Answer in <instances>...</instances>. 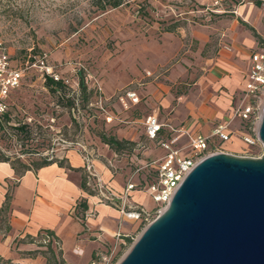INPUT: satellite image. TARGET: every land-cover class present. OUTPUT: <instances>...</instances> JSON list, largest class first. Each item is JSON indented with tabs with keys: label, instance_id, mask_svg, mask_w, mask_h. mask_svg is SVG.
I'll list each match as a JSON object with an SVG mask.
<instances>
[{
	"label": "rangeland",
	"instance_id": "rangeland-1",
	"mask_svg": "<svg viewBox=\"0 0 264 264\" xmlns=\"http://www.w3.org/2000/svg\"><path fill=\"white\" fill-rule=\"evenodd\" d=\"M103 2L0 0V42L10 66L22 71L19 87L7 100L8 121L0 116V152L11 161L32 167L42 158H66L68 151L81 155L77 144L99 158L115 151L101 137H115L126 144L112 165L131 176L136 165L143 167L164 153L144 132V116L151 110L145 96L149 88L174 96L168 110L160 112L162 123L172 125L177 109L186 113L192 103L208 106L215 97H226L213 62L221 51L230 52L240 30L251 33L253 28L260 37L251 33L256 46L264 45V0H122L117 8H102ZM170 27L171 32L165 31ZM205 35L209 41L204 44ZM41 61L64 88L51 91L39 69ZM124 90H135L139 103L124 107L116 98ZM240 96L239 90L230 95L222 123L239 140L232 110ZM105 98L112 99L101 109L97 102ZM19 126H26L28 134L18 131ZM231 141L221 150L241 157L262 155V148L250 150L241 143L236 149ZM182 143L184 138L180 147ZM153 169H141V184ZM142 203L147 210L154 205L146 195ZM140 228L130 237H139ZM132 244L130 238L107 243L106 249L115 252L112 264Z\"/></svg>",
	"mask_w": 264,
	"mask_h": 264
},
{
	"label": "crops",
	"instance_id": "crops-1",
	"mask_svg": "<svg viewBox=\"0 0 264 264\" xmlns=\"http://www.w3.org/2000/svg\"><path fill=\"white\" fill-rule=\"evenodd\" d=\"M239 32L230 45V52L221 51L213 62L218 87L225 89L223 93L226 97H215L208 106L192 103L186 113L182 112V107L177 109L173 114V126L207 136L216 125L223 123L227 109L230 110V95L234 91H242L250 68V56L258 48L251 33L243 29ZM205 36L201 37L204 44L209 41V36ZM241 67L243 70L239 69ZM154 89L149 88L145 92L151 110L144 118L153 115L163 122L160 112L168 110L174 96ZM232 141L235 143L232 148L239 149L241 140L233 136ZM114 152L108 150V155L96 158L94 169L112 190L120 193L128 174L120 171L112 173L107 167V161L118 157V151ZM61 163L54 162L36 170L31 168L18 173L10 163L0 162V209L6 195L11 196L7 215L9 230L4 232L0 229V257L10 264H47L42 253H35L34 256L28 254L45 250V247L36 246L37 241L28 242L26 237L36 238L51 232L59 243L58 248L51 244L58 260L64 264H89L97 254L109 252L105 247L107 243H120L115 238L117 232L130 236L138 229V223L122 222L117 209L100 203L86 186L84 188V163L76 151H68ZM144 195L147 196L144 192L134 191L129 200L134 205L144 206ZM91 212L92 216L89 215ZM133 226L137 227L132 230Z\"/></svg>",
	"mask_w": 264,
	"mask_h": 264
},
{
	"label": "water",
	"instance_id": "water-1",
	"mask_svg": "<svg viewBox=\"0 0 264 264\" xmlns=\"http://www.w3.org/2000/svg\"><path fill=\"white\" fill-rule=\"evenodd\" d=\"M259 158L199 162L117 264H264V108Z\"/></svg>",
	"mask_w": 264,
	"mask_h": 264
},
{
	"label": "built area",
	"instance_id": "built-area-1",
	"mask_svg": "<svg viewBox=\"0 0 264 264\" xmlns=\"http://www.w3.org/2000/svg\"><path fill=\"white\" fill-rule=\"evenodd\" d=\"M39 69L44 80L52 79L57 82L59 78L50 66L43 61L40 62ZM22 79V71L13 69L10 60L0 42V115L7 111V100L13 90L19 87ZM116 98L127 107L139 103V97L135 90L121 91ZM112 98L100 99L97 104L101 109L111 101ZM264 45L257 48L250 56V68L245 76L244 86L241 91L238 105L232 110V117L239 121L241 142L248 148H262L258 138V126L264 108ZM109 120H112L110 117ZM146 138L152 142H157L163 150V155L157 160H153L143 167L136 165L131 176H127L122 191L116 193L109 184L105 183L95 172L94 157L86 147L77 144L81 149V159L84 163L85 186L90 193L96 197L100 203L114 207L120 214L122 222L131 221L141 225L144 230L153 220L161 215L167 208L176 190L183 182L191 170L208 156L227 153L221 150V145L230 142L233 133L228 129L227 124L216 125L210 135L191 133L184 127H175L171 124H163L156 116L148 115L143 122ZM184 138V143L179 146L180 140ZM70 147L64 149L69 150ZM228 154V153H227ZM261 156V155H260ZM257 156L255 158H259ZM46 161L60 162L64 158L53 156L42 158ZM118 158H114L117 160ZM114 160L107 161V167L112 173H116ZM153 167L152 175L145 178L144 185L141 184L140 172L143 168ZM137 174V177L135 175ZM144 190L150 197L153 208L147 210L144 206H137L129 200L130 194L134 191ZM154 210V215L151 211ZM90 216L93 212L89 213ZM88 216V214H87ZM141 231V233H142ZM123 237L132 239L133 243L138 238L123 236L117 232L115 238L123 242ZM37 242L46 245L49 242L58 248L59 243L53 238L44 234V237ZM115 252L113 248L107 253H99L89 264H112Z\"/></svg>",
	"mask_w": 264,
	"mask_h": 264
},
{
	"label": "trees",
	"instance_id": "trees-1",
	"mask_svg": "<svg viewBox=\"0 0 264 264\" xmlns=\"http://www.w3.org/2000/svg\"><path fill=\"white\" fill-rule=\"evenodd\" d=\"M122 4V0H104L103 5L101 6L102 8H105L106 5L111 7V8H117ZM173 30V27L167 28L165 31L167 32H171ZM249 30L251 31V33L253 34V36L259 40L260 37L259 35L254 31L253 28H249ZM51 91L55 92L58 90H61L62 88H64V85L62 84V82H55L52 79H47V84H46ZM79 86L81 88V92L84 93V91L86 90L84 82H83V78L80 77V81H79ZM2 118L5 119V121H8V114L7 111L0 115ZM18 131L23 132L25 134H28L27 130H26V126H19L17 128ZM101 141L102 143L108 145L110 148H112L115 151H119L121 149H123V145L126 144L125 141H119L117 140L115 137H106L103 136L101 137ZM0 162H7L10 163L11 166L15 169V171H17L18 173H23L24 171L30 170L31 168L36 170L38 168L44 167L46 165H49L51 163H54V161H46L45 159H42L39 162H33V165L31 167V165H26L23 164L22 162L19 161V159H15L13 161H11V159L9 157H7L5 154L0 152ZM60 165H62L61 161L58 162ZM16 164V165H15ZM83 186L85 188V182L83 183ZM10 200H11V196L9 194L6 195L5 197V202L2 206V208L0 209V229H3L4 232L9 230V225H8V220H7V215H8V211H9V205H10ZM48 236L52 237L51 232H47L45 233ZM44 237V234H40L38 235L36 238H30V237H26V240L30 243H35L38 240H41ZM38 247H45V250H39V251H34V252H28V254L30 256H34L35 253H42V255L44 257H46L47 259V264H64V262L62 260H58L56 258V253L55 251L52 249L51 247V243L49 242L48 244L44 245L41 242H38ZM0 264H10L9 261L4 260L0 257Z\"/></svg>",
	"mask_w": 264,
	"mask_h": 264
}]
</instances>
